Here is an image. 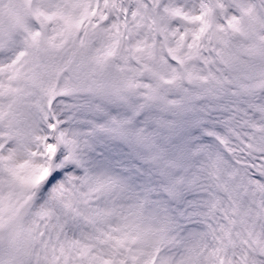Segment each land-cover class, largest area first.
I'll return each mask as SVG.
<instances>
[{
	"label": "snow or ice",
	"instance_id": "6c2138e0",
	"mask_svg": "<svg viewBox=\"0 0 264 264\" xmlns=\"http://www.w3.org/2000/svg\"><path fill=\"white\" fill-rule=\"evenodd\" d=\"M0 264H264V0H0Z\"/></svg>",
	"mask_w": 264,
	"mask_h": 264
}]
</instances>
